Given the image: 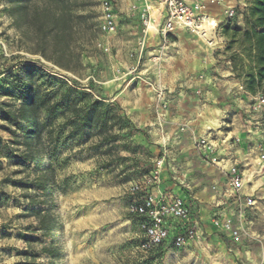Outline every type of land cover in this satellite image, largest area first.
<instances>
[{
    "label": "rangeland",
    "instance_id": "374dc122",
    "mask_svg": "<svg viewBox=\"0 0 264 264\" xmlns=\"http://www.w3.org/2000/svg\"><path fill=\"white\" fill-rule=\"evenodd\" d=\"M37 1L31 0L32 6ZM7 4L8 0H0V264H138L142 260L147 264H264V189L246 195L242 188L234 190L230 181V193L240 196L232 218L212 216L207 229L192 223L195 236L182 247L168 244L148 253L141 248L144 235L137 218L128 212L133 197L130 188L149 175L158 160H163L161 174L165 166L177 162L174 143L161 139L169 132L177 139L187 128H173L183 93L200 96L199 91L179 85L181 74L174 72L167 61L173 38L144 36V4L141 10L138 4L130 9V4H118L116 31L105 33L100 27L101 0L69 2L85 4L86 11L74 13L86 16L71 19L60 46L51 40L41 45L34 28H17L3 11ZM246 9L247 6H236L235 16L225 19L223 25L231 21L244 27L239 21L242 17L244 21ZM30 63L57 80L91 93L94 99L111 104L129 121H125L123 129L114 128L116 138L107 153L105 144L98 150L92 148L99 140L97 136L89 140L78 137L61 150L60 164L64 160L66 163L56 166L59 187L50 203L62 225L54 233L55 246L60 248V256L54 259L42 252V246L50 240L41 235L35 218L30 216L31 199L41 195L31 187L36 176L34 167L19 165L7 155L10 150L19 154L23 147L13 143L18 140L15 128L3 118L19 104L6 90L14 76ZM242 71L238 65L237 77ZM141 128L147 137L136 133ZM193 146L206 164L217 162L213 144L212 150H207L193 140ZM50 153L45 143L42 168L50 162ZM208 187L220 190L214 183ZM249 199L253 203L248 204ZM219 235L226 238V244ZM30 236L35 240H28Z\"/></svg>",
    "mask_w": 264,
    "mask_h": 264
},
{
    "label": "trees",
    "instance_id": "16d2710c",
    "mask_svg": "<svg viewBox=\"0 0 264 264\" xmlns=\"http://www.w3.org/2000/svg\"><path fill=\"white\" fill-rule=\"evenodd\" d=\"M77 1L38 0L37 4L32 6L31 0H8L3 11L13 19L17 28H34L41 45L51 40L54 45L60 46L64 42L71 19H82L86 16H75L74 13V10L86 11L85 4H68ZM221 32L227 38V57L234 70L236 71L239 65L240 70L246 73V90L251 94H264V0H249L244 27L228 21L222 26ZM59 66L72 71L68 66ZM6 94L19 101L15 110L6 112L3 118L15 128L18 140L13 143L23 147L19 154L10 150L7 155L16 159L19 165L34 167L36 176L31 182V187L41 195L31 199L30 216L35 218L41 235L50 240L42 246V252L51 259L58 258L60 248L55 246L54 233L60 230L62 225L52 212L54 204L50 203L59 187L56 166L66 163L64 160L60 164L61 150L78 137L89 140L90 137L97 136L99 140L92 148L98 150L105 144L108 149L106 148L104 153H107L116 138V134L112 132L114 128L123 129L124 124L129 121L124 115L114 111L111 104H105L94 99L91 93L57 80L55 76L48 75L32 63L25 64L22 73L14 76ZM136 133L147 137L143 128L137 129ZM45 143L51 148L48 155L50 162L46 168H42L41 155ZM2 148L0 138V150ZM27 239L35 240L33 236ZM162 246L164 245L155 249Z\"/></svg>",
    "mask_w": 264,
    "mask_h": 264
},
{
    "label": "crops",
    "instance_id": "0c3cea01",
    "mask_svg": "<svg viewBox=\"0 0 264 264\" xmlns=\"http://www.w3.org/2000/svg\"><path fill=\"white\" fill-rule=\"evenodd\" d=\"M151 1L154 3V0ZM204 1L208 12L217 18L220 26L226 19L224 10L227 6H248L246 2L229 4L227 0H222L221 4H216L210 0ZM113 2L117 15L118 4H130L129 9L131 5L138 4L139 10L143 5L136 0ZM151 14L156 20L149 34L161 40L158 25L163 21L162 8L152 4ZM239 24L244 25L243 17ZM221 29L222 26L211 35L213 44L186 30H177L168 36L174 41L170 44L172 49L167 61H170L174 72H180L179 85L199 91L200 96L193 97L184 92L179 99L181 110L175 117L173 128L175 131L182 125L187 128L179 133L177 139H174L172 132L161 139L174 143L177 162L165 166L159 187L162 191L183 197L191 209L193 223L201 224L206 229L212 222V216L233 217L240 196L232 195L227 185L232 166H237L244 176L242 194H258L264 189V165L259 163L260 156L264 154L262 115L251 109L253 94L245 88L246 73L242 72L237 77L227 57V38ZM172 85L175 87V84ZM194 137H208L211 140L216 163L206 164L201 159L193 146ZM213 183L219 185L218 192L208 187ZM221 236L226 244V238Z\"/></svg>",
    "mask_w": 264,
    "mask_h": 264
},
{
    "label": "built area",
    "instance_id": "2783aa9c",
    "mask_svg": "<svg viewBox=\"0 0 264 264\" xmlns=\"http://www.w3.org/2000/svg\"><path fill=\"white\" fill-rule=\"evenodd\" d=\"M210 1L216 4L222 2V0ZM136 2L144 4L142 11L145 16L143 30L145 37L150 33L156 20L151 14V4H158L162 8L163 21L158 25V33L165 39L177 30H186L205 42L212 43L211 35L220 27L217 18L208 12L207 3L204 0H154V3L151 0H136ZM100 8L101 30L105 33H114L118 15L113 0H101ZM224 14L227 20L233 18L235 6H227ZM141 43L145 45V38ZM252 99L251 109L262 115L264 125V94H253ZM194 143L199 147L212 150V142L208 137H194ZM259 159V163L264 165V154ZM162 164L163 160H158L155 169L149 175L135 181L130 188L133 197L128 206V212L139 219L140 230L144 235L141 248L146 253L169 243L182 247L195 236L191 225L192 212L185 199L162 191L159 187L162 182ZM229 181L236 191L243 187L244 176L237 166L229 169ZM154 187H156L155 190ZM251 203L253 200L249 199L248 204ZM226 227L230 228V222L226 223ZM138 264L147 263L142 260Z\"/></svg>",
    "mask_w": 264,
    "mask_h": 264
},
{
    "label": "bare ground",
    "instance_id": "6f19581e",
    "mask_svg": "<svg viewBox=\"0 0 264 264\" xmlns=\"http://www.w3.org/2000/svg\"><path fill=\"white\" fill-rule=\"evenodd\" d=\"M213 44V43H212Z\"/></svg>",
    "mask_w": 264,
    "mask_h": 264
}]
</instances>
